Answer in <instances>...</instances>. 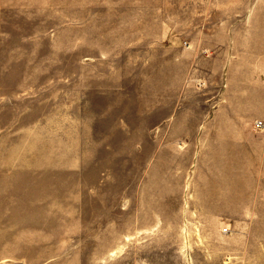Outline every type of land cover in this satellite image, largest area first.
Listing matches in <instances>:
<instances>
[{"label": "rangeland", "instance_id": "374dc122", "mask_svg": "<svg viewBox=\"0 0 264 264\" xmlns=\"http://www.w3.org/2000/svg\"><path fill=\"white\" fill-rule=\"evenodd\" d=\"M0 264H264V0H0Z\"/></svg>", "mask_w": 264, "mask_h": 264}, {"label": "built area", "instance_id": "2783aa9c", "mask_svg": "<svg viewBox=\"0 0 264 264\" xmlns=\"http://www.w3.org/2000/svg\"><path fill=\"white\" fill-rule=\"evenodd\" d=\"M262 127H263V124H262V123H257V124H256V128H257V129H261Z\"/></svg>", "mask_w": 264, "mask_h": 264}]
</instances>
